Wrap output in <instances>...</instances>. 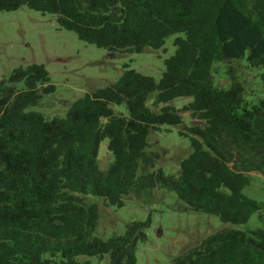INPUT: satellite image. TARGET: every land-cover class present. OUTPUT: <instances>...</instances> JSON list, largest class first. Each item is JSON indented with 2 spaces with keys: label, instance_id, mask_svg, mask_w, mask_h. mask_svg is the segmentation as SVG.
Instances as JSON below:
<instances>
[{
  "label": "trees",
  "instance_id": "1",
  "mask_svg": "<svg viewBox=\"0 0 264 264\" xmlns=\"http://www.w3.org/2000/svg\"><path fill=\"white\" fill-rule=\"evenodd\" d=\"M21 8L55 16L60 29L110 55L156 51L171 35L185 37L174 40L159 81L125 66L116 82L78 99L63 118L32 110L55 90L43 65L0 79V264H91L79 258L106 256L107 264H136L150 220L102 239L91 197L122 208L133 192L163 189L231 226L261 209L242 191L251 176L264 179V98L247 108L231 66L244 61L264 88V0H0V12ZM217 63L228 65L226 88L215 82ZM151 94L159 113L146 105ZM180 98L192 102L166 106ZM121 105L127 115L115 112ZM162 127L190 143L178 176L154 170L145 153L149 134ZM104 139L113 161L101 171ZM168 264H264V228L225 227Z\"/></svg>",
  "mask_w": 264,
  "mask_h": 264
},
{
  "label": "rangeland",
  "instance_id": "2",
  "mask_svg": "<svg viewBox=\"0 0 264 264\" xmlns=\"http://www.w3.org/2000/svg\"><path fill=\"white\" fill-rule=\"evenodd\" d=\"M184 37V34L171 35L156 51L145 49L139 54L110 55L104 49L79 40L73 32L60 29L55 16L27 8L0 12V79H7L19 67L43 65L55 90L43 97L41 104L32 110L48 120L63 118L78 99L116 82L125 66L159 81L164 61L175 53L174 40ZM231 67L236 69L235 74L244 85L247 108L264 98L259 71L247 68L244 61L241 66L232 64ZM227 68L228 65L215 64V82L220 88L231 83ZM190 102L191 98H180L166 106L181 109ZM146 105L155 113H159L162 107L155 104V94L148 96ZM114 110L127 115L124 105L115 106ZM182 117L186 124L190 123L187 115L182 114ZM145 153L154 161V170L161 169L164 175L178 176L180 164L188 158L191 148L189 140L180 137L176 128L162 127L149 134ZM112 161L108 140L104 139L99 143L98 168L105 171ZM242 194L262 207L240 226L226 225L217 216L190 211L173 193L158 188L131 193L124 198L122 208L91 197L90 201L96 203L99 210L95 235L102 239L122 235L127 223L149 219L150 225L145 230L147 239L137 244L136 264H168L181 252L197 247L206 237L225 227L242 231L263 229L264 179L251 176L250 184ZM79 259L88 260L91 264L108 262L107 256L103 259Z\"/></svg>",
  "mask_w": 264,
  "mask_h": 264
}]
</instances>
